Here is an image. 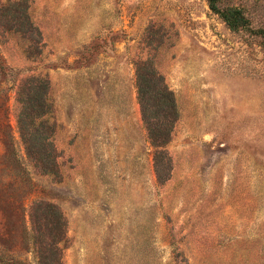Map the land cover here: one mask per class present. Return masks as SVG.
Returning a JSON list of instances; mask_svg holds the SVG:
<instances>
[{
	"label": "rangeland",
	"instance_id": "obj_1",
	"mask_svg": "<svg viewBox=\"0 0 264 264\" xmlns=\"http://www.w3.org/2000/svg\"><path fill=\"white\" fill-rule=\"evenodd\" d=\"M261 41L208 0H0V264H264Z\"/></svg>",
	"mask_w": 264,
	"mask_h": 264
},
{
	"label": "trees",
	"instance_id": "obj_2",
	"mask_svg": "<svg viewBox=\"0 0 264 264\" xmlns=\"http://www.w3.org/2000/svg\"><path fill=\"white\" fill-rule=\"evenodd\" d=\"M210 7L219 14H222L225 21L228 23L231 29L236 32L247 31L251 35H260L262 38L261 46L264 47V29H255L252 27V22L245 15L242 8L238 6H227L222 7L220 0H208ZM4 68V67H3ZM171 105H174V100L171 101ZM152 137L160 136L156 129H151Z\"/></svg>",
	"mask_w": 264,
	"mask_h": 264
}]
</instances>
